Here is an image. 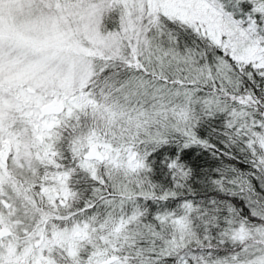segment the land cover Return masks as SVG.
<instances>
[{"label":"snow or ice","instance_id":"1","mask_svg":"<svg viewBox=\"0 0 264 264\" xmlns=\"http://www.w3.org/2000/svg\"><path fill=\"white\" fill-rule=\"evenodd\" d=\"M0 264H264V0H0Z\"/></svg>","mask_w":264,"mask_h":264}]
</instances>
